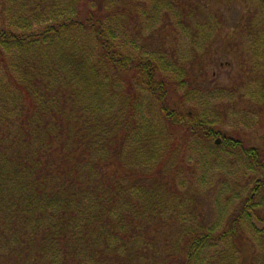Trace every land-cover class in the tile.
<instances>
[{
  "label": "trees",
  "instance_id": "obj_1",
  "mask_svg": "<svg viewBox=\"0 0 264 264\" xmlns=\"http://www.w3.org/2000/svg\"><path fill=\"white\" fill-rule=\"evenodd\" d=\"M78 3L0 0V264H246L251 242L264 263V151L184 109L173 54L127 51L124 8ZM196 27L195 48L209 37ZM237 154V177L217 181ZM219 196L227 224L212 220Z\"/></svg>",
  "mask_w": 264,
  "mask_h": 264
},
{
  "label": "rangeland",
  "instance_id": "obj_2",
  "mask_svg": "<svg viewBox=\"0 0 264 264\" xmlns=\"http://www.w3.org/2000/svg\"><path fill=\"white\" fill-rule=\"evenodd\" d=\"M89 1L94 5L105 4L106 8L108 5L124 8L126 15L121 21L127 25L125 30L130 37L135 39V47L127 49L130 54L137 55L139 51L143 52L142 49L161 52V48L167 55L173 54L169 56L170 60L177 67L182 66L185 79L191 85L184 98V109L213 116L215 132L225 133L226 138L240 141L247 149L264 151V114L260 113L261 107L264 109V6L261 0H184L187 4H182V0H79L78 10L84 11ZM156 4L162 9L154 11L151 19L149 13L152 11L149 10ZM174 4H178V10H187V16L182 14L178 17L180 27L175 24ZM195 8L197 10L193 11ZM102 13L106 15L108 12L103 10ZM146 14L149 19L145 18ZM136 21L143 23L137 25ZM198 23L209 37L202 39L200 47L195 48L191 46L190 35L195 34ZM181 89L170 95L177 106L182 105L181 95L188 90ZM192 89L195 92H191ZM201 94L205 95L204 100ZM146 97L147 94L141 99L143 106L155 116V106ZM212 139L215 143L217 139L222 140ZM229 157L220 155V160L226 162ZM237 157L235 163L226 162L221 167L223 171H216L217 181L220 178L224 180V177L227 181L226 173L231 178L237 177V166L242 162L238 154ZM263 197L264 190H260L253 204L258 219L264 220V205H258ZM217 199H212L210 207L212 220L227 224L228 212L222 210L221 197ZM255 223L264 229V222L255 220ZM256 250L251 242L249 246L242 247L243 253L240 252L239 257L246 259V264H252L250 258L256 264H264L261 260L255 261ZM252 251L255 252L253 255ZM258 258L264 259V255L258 253Z\"/></svg>",
  "mask_w": 264,
  "mask_h": 264
},
{
  "label": "water",
  "instance_id": "obj_3",
  "mask_svg": "<svg viewBox=\"0 0 264 264\" xmlns=\"http://www.w3.org/2000/svg\"><path fill=\"white\" fill-rule=\"evenodd\" d=\"M261 2L264 4V0H261ZM220 142H221V140L220 139H217L215 144L219 145Z\"/></svg>",
  "mask_w": 264,
  "mask_h": 264
}]
</instances>
